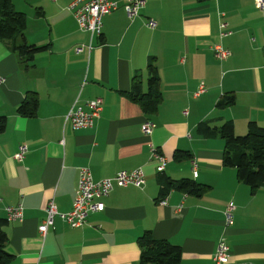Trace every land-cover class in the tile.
<instances>
[{
    "label": "crops",
    "instance_id": "crops-1",
    "mask_svg": "<svg viewBox=\"0 0 264 264\" xmlns=\"http://www.w3.org/2000/svg\"><path fill=\"white\" fill-rule=\"evenodd\" d=\"M31 1L24 39L47 48L26 61L11 50V41L0 40V115L6 117L0 217L8 219V206H23L22 220L4 227L6 250L13 255L9 264H140L138 238L146 231L179 245L180 264H214L221 237L230 246L227 264H264V186L252 192L235 167L223 164L224 140L197 132L202 121L220 126L231 120L239 135L251 121L264 126V11L258 0H144L133 18L125 0H112L118 8L103 17L90 52V34L68 7L72 0ZM221 21L227 36H221ZM216 44L229 51L227 58L216 57ZM151 62L162 101L148 115L124 92L136 74L147 89ZM200 86L205 91L195 96ZM30 92L37 94L38 109L25 117L17 108ZM230 92L235 103L217 107ZM97 97L103 102L100 116L91 127L75 129L66 120L70 108L87 109L86 102ZM147 121L153 123L149 134L142 130ZM21 144L28 151L16 160ZM177 150L191 157L176 161ZM154 152L167 158L164 172L157 171ZM82 168L95 181L142 168L146 184L116 185L102 198L104 210L90 213L82 226L57 215L42 236L48 202L60 213L72 209ZM161 174L210 189L201 196L174 188L162 195Z\"/></svg>",
    "mask_w": 264,
    "mask_h": 264
},
{
    "label": "trees",
    "instance_id": "trees-1",
    "mask_svg": "<svg viewBox=\"0 0 264 264\" xmlns=\"http://www.w3.org/2000/svg\"><path fill=\"white\" fill-rule=\"evenodd\" d=\"M27 18L22 11H17L13 0H0V40L11 41V50L18 56L31 61L35 54L47 48L45 45L29 44L24 39ZM22 41L16 43V38ZM149 78L147 89H143L141 74H136L132 79L131 88L124 92L133 102L140 105L144 113L153 115L157 112L162 101L160 78L157 67L153 62L148 64ZM235 103L233 93H226L217 102V107H229ZM38 109V97L35 92H30L26 99L18 106V113L25 117H33ZM6 127V117L0 115V132ZM197 132L204 137L219 136L224 140L223 164L235 167L239 181L250 186L255 192L264 186V126L251 121L245 134H236L231 120L223 122L220 126L211 125L202 121L197 125ZM189 151L177 150L174 154L176 161L189 159ZM159 181L162 195L171 189H179L186 193L201 196L210 189L209 185L202 184L190 178L179 180L172 179L166 174H161ZM8 219L0 217V264H9L13 255L6 250L9 237L4 229ZM141 249L140 264H180L181 247L166 239H157L151 231L144 232L138 238Z\"/></svg>",
    "mask_w": 264,
    "mask_h": 264
},
{
    "label": "built area",
    "instance_id": "built-area-1",
    "mask_svg": "<svg viewBox=\"0 0 264 264\" xmlns=\"http://www.w3.org/2000/svg\"><path fill=\"white\" fill-rule=\"evenodd\" d=\"M144 6V0H125V10L130 18L137 16L140 10ZM257 6L261 11H264V0H258ZM75 15L79 27L90 34V43L86 46L88 51L92 49L91 41L94 36L100 35L103 29V17L112 13L118 8V4L112 0H72L68 6ZM223 15V14H222ZM147 25L151 28L156 26V22L153 19H149ZM226 23L221 21V36H227L230 34L226 31ZM83 46L76 48L77 52H82ZM214 53L219 59H225L230 54L229 51L224 49L221 45L216 44L214 46ZM5 81V78L0 77V84ZM205 91L203 86L195 92V96H199ZM85 109L81 105L74 104L66 115V120L72 123L75 129L91 127L95 120L100 116L103 109V102L101 98H94L86 102ZM153 129V123L147 121L142 125L144 133H151ZM28 147L25 144H21L18 147V151L15 154L16 160H23ZM154 157L157 158L159 164L157 166L158 172H164L167 165V158L159 153L154 152ZM194 174L197 175L194 166ZM146 184V175L142 168L134 170H122L117 172L114 176L104 178L95 181L88 168H82L80 170L78 187L76 190V196L74 198L73 207L67 213L58 212L53 200L48 202L46 206V218L39 226V231L42 236H45L50 226L53 225L55 217L57 215L65 219L71 226H82L90 213L104 210V202L102 198L108 196L114 189V186H127L134 185L136 187H143ZM161 203L165 204L166 200H162ZM234 204L229 203L225 210V221L229 224L232 220V210ZM8 214V220H22L23 218V206H8L6 208ZM230 257V246L224 237H221L217 243V248L214 253V264H227Z\"/></svg>",
    "mask_w": 264,
    "mask_h": 264
},
{
    "label": "rangeland",
    "instance_id": "rangeland-1",
    "mask_svg": "<svg viewBox=\"0 0 264 264\" xmlns=\"http://www.w3.org/2000/svg\"><path fill=\"white\" fill-rule=\"evenodd\" d=\"M13 4L17 11L27 12V9L30 8L32 1L31 0H13ZM33 8H35V6Z\"/></svg>",
    "mask_w": 264,
    "mask_h": 264
}]
</instances>
